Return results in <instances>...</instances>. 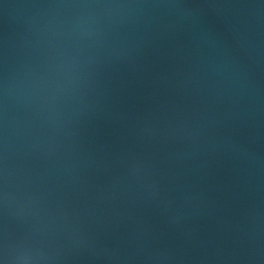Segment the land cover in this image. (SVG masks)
Masks as SVG:
<instances>
[{
  "label": "water",
  "instance_id": "water-1",
  "mask_svg": "<svg viewBox=\"0 0 264 264\" xmlns=\"http://www.w3.org/2000/svg\"><path fill=\"white\" fill-rule=\"evenodd\" d=\"M0 264H91L47 168L1 90Z\"/></svg>",
  "mask_w": 264,
  "mask_h": 264
}]
</instances>
